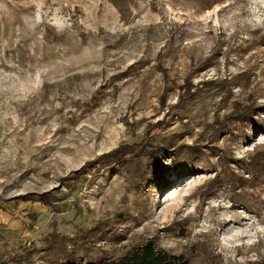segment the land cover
<instances>
[{
	"label": "rangeland",
	"instance_id": "1",
	"mask_svg": "<svg viewBox=\"0 0 264 264\" xmlns=\"http://www.w3.org/2000/svg\"><path fill=\"white\" fill-rule=\"evenodd\" d=\"M149 241L264 264V5L0 0V264Z\"/></svg>",
	"mask_w": 264,
	"mask_h": 264
},
{
	"label": "trees",
	"instance_id": "2",
	"mask_svg": "<svg viewBox=\"0 0 264 264\" xmlns=\"http://www.w3.org/2000/svg\"><path fill=\"white\" fill-rule=\"evenodd\" d=\"M108 264H189V262L183 255L170 253L149 241L141 244L121 259L108 262Z\"/></svg>",
	"mask_w": 264,
	"mask_h": 264
},
{
	"label": "clouds",
	"instance_id": "3",
	"mask_svg": "<svg viewBox=\"0 0 264 264\" xmlns=\"http://www.w3.org/2000/svg\"><path fill=\"white\" fill-rule=\"evenodd\" d=\"M259 3L262 4V5H264V0H259ZM255 20H256V23H261V17L256 16L255 17Z\"/></svg>",
	"mask_w": 264,
	"mask_h": 264
}]
</instances>
